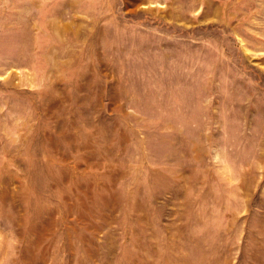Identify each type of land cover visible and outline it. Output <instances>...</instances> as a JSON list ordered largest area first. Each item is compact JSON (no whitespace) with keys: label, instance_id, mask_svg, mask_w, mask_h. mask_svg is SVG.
Wrapping results in <instances>:
<instances>
[{"label":"rangeland","instance_id":"rangeland-1","mask_svg":"<svg viewBox=\"0 0 264 264\" xmlns=\"http://www.w3.org/2000/svg\"><path fill=\"white\" fill-rule=\"evenodd\" d=\"M0 264H264V0H0Z\"/></svg>","mask_w":264,"mask_h":264}]
</instances>
